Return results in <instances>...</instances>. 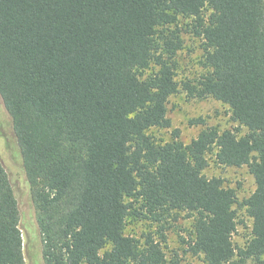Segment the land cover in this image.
Here are the masks:
<instances>
[{
    "label": "trees",
    "instance_id": "16d2710c",
    "mask_svg": "<svg viewBox=\"0 0 264 264\" xmlns=\"http://www.w3.org/2000/svg\"><path fill=\"white\" fill-rule=\"evenodd\" d=\"M180 18L204 51L203 74L182 84ZM180 88L227 105L238 126L157 143L148 132L170 127L167 104ZM0 103L41 264H180L166 257L163 233L143 243L124 235L133 202L153 223L194 217L189 250L206 264H264V0H0ZM214 150L218 165L253 176L242 202L203 174ZM234 206L252 221L242 247L232 239L244 225ZM19 223L0 163V264H25Z\"/></svg>",
    "mask_w": 264,
    "mask_h": 264
},
{
    "label": "rangeland",
    "instance_id": "374dc122",
    "mask_svg": "<svg viewBox=\"0 0 264 264\" xmlns=\"http://www.w3.org/2000/svg\"><path fill=\"white\" fill-rule=\"evenodd\" d=\"M208 15L209 12L205 11ZM190 19L180 18L178 28L183 41L182 48L176 55L175 76L179 84L186 81H194L203 74V43L189 30ZM151 70L147 71V74ZM167 117L170 127L166 129H151L148 133L157 143L164 144L174 141V132L178 131V140L183 144H189L206 127H215L219 131L233 130L238 125L231 119V112L227 105L212 98L205 100L190 99L180 88L178 93L169 98L167 104ZM204 119V125L194 124L193 120ZM241 133H246L245 129ZM215 151L207 155L208 166L203 171L207 178L219 177L224 186L232 188L237 194L239 202L248 198L255 190V181L248 172L246 166L224 167L217 164ZM0 163L5 169L11 187L18 203L20 212L19 228L24 242L25 264H41L40 241L34 225V208L31 201L30 191L22 168L19 148L14 136L11 120L5 113L0 103ZM128 202H132L128 199ZM133 209L127 217L124 226V235L133 237L143 243L145 237L151 236L159 240L163 233L166 243L163 250L167 258L176 255L180 264H206L202 255H193L189 250L194 238V217L186 212H175L161 223H153L138 213V204L133 202ZM237 210V231L233 236L236 246L242 247L249 238L252 221L247 216L245 209L234 206ZM40 258V259H39Z\"/></svg>",
    "mask_w": 264,
    "mask_h": 264
}]
</instances>
